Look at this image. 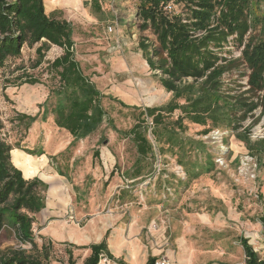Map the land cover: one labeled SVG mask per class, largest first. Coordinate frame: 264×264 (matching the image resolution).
<instances>
[{"label":"rangeland","instance_id":"374dc122","mask_svg":"<svg viewBox=\"0 0 264 264\" xmlns=\"http://www.w3.org/2000/svg\"><path fill=\"white\" fill-rule=\"evenodd\" d=\"M89 1L73 0L60 10L46 11L73 24L75 59L104 95L106 117L93 135L71 143L73 138L55 126L52 115L42 118L53 102L45 105L44 100L56 84L47 64L61 55L59 48L51 47L35 66L36 54L24 46L18 59L0 68L2 138L13 147L11 162L24 177L38 172L35 178L47 186L45 208L35 215L32 231L38 248L50 243L48 264H68L67 251L75 264H83L86 256L84 249L77 248L82 241L76 245L57 241L60 237L53 233L50 237L42 234L50 221L64 224L59 235L66 237L75 230L83 232L92 223L102 227L111 221V233L121 227L122 238L141 247L135 257L125 249L121 256L99 264H140V256L155 257L156 262L165 258L169 264H243L240 239H246L264 259V225L260 221L264 216V153L255 146L264 140V113L248 84L242 47L229 46L225 51L230 53L222 54L228 60L220 63L227 67L220 90L209 89L208 74L178 85V94L188 99L181 104L188 103L190 118H207L209 126L189 121L182 110L163 117L162 126L174 131L166 134L165 141L203 145V152L185 158L191 166L205 163L202 173L190 179L175 154L160 153L148 130L154 158L142 161L143 176L129 179L137 154L128 131L145 109L168 105L174 95L161 87L159 72L149 69L138 49L139 39L154 44V37L139 27L138 0H100L102 12L97 15L85 4ZM28 77L39 84H21ZM213 101L210 117L205 108ZM154 122L152 117L146 118L148 126L153 127ZM238 134L249 138L251 149L236 139ZM175 137L179 141L173 142ZM21 150L40 151L43 156ZM47 209L45 218L41 212ZM31 247L17 239L14 230L0 228V253L9 248L29 251Z\"/></svg>","mask_w":264,"mask_h":264},{"label":"trees","instance_id":"16d2710c","mask_svg":"<svg viewBox=\"0 0 264 264\" xmlns=\"http://www.w3.org/2000/svg\"><path fill=\"white\" fill-rule=\"evenodd\" d=\"M85 4L90 6L94 15L102 12L100 0H90ZM135 12L140 29L154 37V44L139 39L138 49L149 69L159 72L156 75L159 84L167 93L174 95V100L162 107L145 109L128 131L137 160L127 176L129 179L143 176L142 161L154 158L153 146L147 138L149 130L160 153L175 154L178 164L185 168L190 179L195 178L202 173L205 163L198 165L196 162L191 166L192 162H185V158L192 153L203 152V145L185 143L179 146L165 141L166 134L174 131L162 126L164 114L182 110L189 121L209 126L207 118H190L188 103L181 104L187 98L178 94V85L183 80L197 81L208 74L206 83L209 89L220 90L221 77L227 70L220 63L228 60L222 54L230 53V50L225 51L229 46L242 47L241 54L249 70L248 84L264 113V0H138ZM73 36V24L47 14L44 0H0V68H4L9 60L18 59L24 46L36 54L35 66L43 62L51 47L62 51L47 64L56 84L48 91L44 104L48 105L50 100L53 102L50 109L45 108L42 118L52 115L55 126L73 138L71 143L93 135L106 117L102 106L104 95L75 59ZM21 84L35 85L39 81L28 77ZM191 105H196V102ZM211 105H215V101L205 108L209 115L212 113ZM20 117L25 118L24 115ZM148 117L155 121L153 127L146 124ZM177 126L183 128L181 124ZM3 127L0 120V228L14 230L17 239L32 247L29 251L21 248L2 251L0 264H48L50 243L38 248L32 231L35 215L45 208L43 192L47 186L35 177L26 180L12 164L10 153L13 147L2 138ZM236 139L251 149L247 136L238 134ZM172 140L179 141V137ZM255 146L257 151L264 153V140ZM23 151L36 157L43 155L40 151ZM94 156H98L97 151ZM189 166L193 167V173ZM260 221L264 225V216ZM106 235L99 243L77 247L89 249L83 264H99L103 259H113ZM240 244L245 257L243 264H264V259L246 239H240ZM67 254L68 264H75L72 253L67 251ZM155 262L156 258L149 256L145 264Z\"/></svg>","mask_w":264,"mask_h":264},{"label":"crops","instance_id":"0c3cea01","mask_svg":"<svg viewBox=\"0 0 264 264\" xmlns=\"http://www.w3.org/2000/svg\"><path fill=\"white\" fill-rule=\"evenodd\" d=\"M72 1L73 0H57V2H55V0H44L45 10H46V8L49 10V12L60 10L63 7H67V6L71 5ZM59 4H61V5H59ZM74 4H78V3H74ZM47 5L49 7H47ZM46 13H47V11H46ZM6 96H8V95H6ZM48 134L50 135L51 132L48 131ZM55 144H54V146H55ZM61 146L62 145H57V148L58 147L60 148ZM15 149H17V148H15ZM21 151H23V150H21ZM24 153H26V152H24ZM41 156H43V155H41ZM34 157H36V156H34ZM45 160L46 159H44V161ZM45 162H47V161H45ZM45 162H44L42 168L45 166V164H46ZM12 164L14 165V163H12ZM14 166L21 171V169L19 167H17L16 165H14ZM36 174H38V172ZM36 174H34V175H36ZM34 175L28 176V177H24V175H23V177L26 180H30V179H33L35 177ZM48 212H49V209H47L45 211L43 210L41 212V214H43L45 216L46 214H48ZM46 217L47 216H45V218ZM48 223L49 224H47L41 230L42 234H45V235L50 237L49 234L53 233L54 235H57L60 237L57 239V241H59V242H71L72 244L77 245V244H79V243H77V241H82L81 242L82 244L80 246H88V245L93 244V243H99L103 239V236H105V234L107 233L106 241L108 244V249L114 258L121 256L122 252L125 251V249L128 250L130 254H132V257H135L137 254H140V252H141V247L136 242L126 241L122 238V236H121L122 235V228L121 227L116 228L115 232L113 231L114 233L110 232V230H109L110 225L111 226L114 225V222H111V221L109 222L108 225H102V227L98 226L97 225L98 223H92L89 227H86V229H84L83 232H81V231L79 232V231L75 230V233L73 235H68L67 237L64 235L61 236V234L59 235V231L61 230V232H62L66 228L64 224L60 223L59 225H55L54 222H51V221ZM55 228H57V229H55ZM53 234H51V235H53ZM59 239H62V240H59ZM84 250L86 251V256H88L89 249H84ZM140 258L142 259L140 264H145L147 261V258L143 257V256H140Z\"/></svg>","mask_w":264,"mask_h":264},{"label":"built area","instance_id":"2783aa9c","mask_svg":"<svg viewBox=\"0 0 264 264\" xmlns=\"http://www.w3.org/2000/svg\"><path fill=\"white\" fill-rule=\"evenodd\" d=\"M107 259H104V261ZM155 264H169V262L167 261V259L162 258L161 260L157 261Z\"/></svg>","mask_w":264,"mask_h":264},{"label":"bare ground","instance_id":"6f19581e","mask_svg":"<svg viewBox=\"0 0 264 264\" xmlns=\"http://www.w3.org/2000/svg\"><path fill=\"white\" fill-rule=\"evenodd\" d=\"M18 162H19V160H18ZM22 162L24 163V161L22 160ZM19 163H21V162H19ZM23 167V166H22ZM28 169V168H27ZM36 174V173H35Z\"/></svg>","mask_w":264,"mask_h":264}]
</instances>
